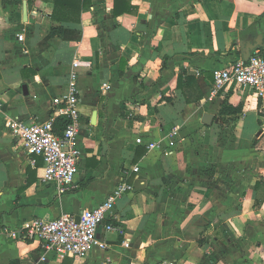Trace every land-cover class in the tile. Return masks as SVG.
<instances>
[{
    "label": "crops",
    "instance_id": "0c3cea01",
    "mask_svg": "<svg viewBox=\"0 0 264 264\" xmlns=\"http://www.w3.org/2000/svg\"><path fill=\"white\" fill-rule=\"evenodd\" d=\"M54 9L0 0V264H264V97L231 86L208 101L214 69L258 40L264 54V0H92L69 21ZM75 61L81 158L77 188L58 195L5 122L48 120ZM225 99L242 111L221 115ZM122 180L132 188L106 222L126 236L102 226L106 247L82 259L23 238L33 218L79 215Z\"/></svg>",
    "mask_w": 264,
    "mask_h": 264
},
{
    "label": "built area",
    "instance_id": "2783aa9c",
    "mask_svg": "<svg viewBox=\"0 0 264 264\" xmlns=\"http://www.w3.org/2000/svg\"><path fill=\"white\" fill-rule=\"evenodd\" d=\"M18 40L23 41L24 35H19ZM80 66L78 61L73 63L66 88L53 97L52 113L48 120L27 122L20 118H8L5 122L12 134L26 146L32 163L36 162L37 156L43 158L41 181L52 186L58 195L77 188L75 179L81 158L78 137L82 128L78 87ZM213 75L208 101H212L221 91L231 86L237 89L250 88L257 96L264 97V56L259 48L252 50L248 60L216 68ZM2 105L0 102V108ZM61 116H66L68 123L59 134L55 130V122ZM169 144L174 145V142ZM159 145V142H149L148 148L152 150ZM134 171H140V167L135 166ZM131 188L130 183L122 180L98 206L83 209L79 220L76 214L67 213L54 219L35 217L24 225L23 238L38 241L43 248L56 252L62 258H85L95 247H106L98 239V231L102 226L107 231L116 230L126 236L123 228L113 223L107 224L106 221L113 215L116 201ZM123 245L130 248V239H125Z\"/></svg>",
    "mask_w": 264,
    "mask_h": 264
},
{
    "label": "trees",
    "instance_id": "16d2710c",
    "mask_svg": "<svg viewBox=\"0 0 264 264\" xmlns=\"http://www.w3.org/2000/svg\"><path fill=\"white\" fill-rule=\"evenodd\" d=\"M54 3V13L53 17L56 20L59 21H69L73 19H80L81 13L84 8L88 7L89 5L92 4V0H52ZM118 13V12H117ZM64 35V30L60 26H55L51 29L49 37H54V36H59L62 37ZM260 49V48H259ZM261 54L264 56L262 53V50L260 49ZM168 58L165 59L164 64H166ZM261 106L259 102V107ZM242 111V106H234L229 103L227 99H225L224 103L222 104V107L220 109V114L221 115H234L238 114ZM261 114L264 115V110L261 109ZM68 123V119L64 116H61L57 118L55 122V130L57 133H61V131L66 127ZM261 205V200L257 199L255 206H260ZM216 232V236L218 237H223L224 239H233V234L229 230L226 224L221 222L220 220H217L213 223ZM199 243L202 244L203 240H199Z\"/></svg>",
    "mask_w": 264,
    "mask_h": 264
},
{
    "label": "water",
    "instance_id": "95a60500",
    "mask_svg": "<svg viewBox=\"0 0 264 264\" xmlns=\"http://www.w3.org/2000/svg\"><path fill=\"white\" fill-rule=\"evenodd\" d=\"M260 45H261L260 40H258L255 44H248V46L246 48L245 55H244V60H248L250 55H251L252 50L255 49L256 47L260 46ZM94 117H95V114H94ZM213 121H214V115L213 114L205 113L203 115V123H205L206 125H212ZM77 219L78 220L80 219V215H77Z\"/></svg>",
    "mask_w": 264,
    "mask_h": 264
}]
</instances>
